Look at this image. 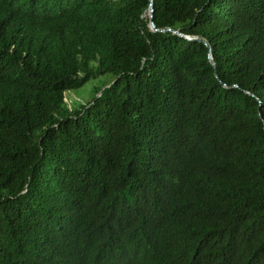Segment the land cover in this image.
Segmentation results:
<instances>
[{
    "label": "trees",
    "instance_id": "trees-1",
    "mask_svg": "<svg viewBox=\"0 0 264 264\" xmlns=\"http://www.w3.org/2000/svg\"><path fill=\"white\" fill-rule=\"evenodd\" d=\"M0 264H264V0H0Z\"/></svg>",
    "mask_w": 264,
    "mask_h": 264
},
{
    "label": "rangeland",
    "instance_id": "rangeland-1",
    "mask_svg": "<svg viewBox=\"0 0 264 264\" xmlns=\"http://www.w3.org/2000/svg\"><path fill=\"white\" fill-rule=\"evenodd\" d=\"M147 16V15H146ZM112 80V76L109 73H105L103 75H99L94 79H90L87 83H85L82 87L74 90H70L65 92L66 97L69 98L74 105L80 101H86L91 99L94 95L93 88L101 87L105 83H108Z\"/></svg>",
    "mask_w": 264,
    "mask_h": 264
},
{
    "label": "water",
    "instance_id": "water-1",
    "mask_svg": "<svg viewBox=\"0 0 264 264\" xmlns=\"http://www.w3.org/2000/svg\"><path fill=\"white\" fill-rule=\"evenodd\" d=\"M150 1H151V0H150ZM152 12H153V8H152V4H151V2H150L149 8H148V13H147V17H148V21H149V28H150L152 31H159V29L155 28V26H154V23H153V20H152ZM165 30L172 31V33L177 34V35H180V36H183V37H185V38H187V39H190V40L192 39V40H198V41H201V42H203L206 46H208L207 42L204 41L203 39H201V38H196V37H190V36H184V35L180 34L178 30H171L170 28H167V29H161L160 31H165ZM208 60H209L210 64L214 67L215 64H214V61H213V59H212V57H211L210 51H209V53H208ZM102 89H103V88H102ZM102 89H101V90H102Z\"/></svg>",
    "mask_w": 264,
    "mask_h": 264
}]
</instances>
